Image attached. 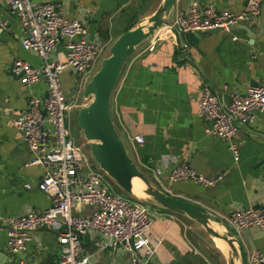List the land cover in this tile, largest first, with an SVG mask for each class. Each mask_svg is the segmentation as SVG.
<instances>
[{
	"label": "crops",
	"instance_id": "crops-1",
	"mask_svg": "<svg viewBox=\"0 0 264 264\" xmlns=\"http://www.w3.org/2000/svg\"><path fill=\"white\" fill-rule=\"evenodd\" d=\"M32 1L54 3L68 18L80 21L88 38L104 44L107 51L122 33L145 25L163 0ZM260 1L257 14L249 20L236 23L228 31L197 33L193 45L186 35L173 29L174 21L191 3L238 14L245 0H173L170 23L162 25L125 60L109 98L114 130L149 184L163 194L203 208L210 216L208 227L218 235L230 231L246 257L251 251L264 252L261 232L255 228L235 231L226 218L231 211L249 207L264 211V108L255 113L252 123L238 125L233 136L238 158L233 161L226 143L205 133L197 100L204 88L227 102L230 93H243L261 83L264 0ZM22 36L18 17L0 6V264L10 259L1 219L27 210L38 213L49 205L47 196L37 189L47 170L39 165L26 167L31 155L12 126L14 117L24 110L28 95H44L41 82L25 86L21 79L8 75L16 59L31 67L39 65L37 57L20 48ZM63 46L60 41L53 51L60 60ZM70 77L69 72L61 75L65 92L69 91ZM134 136H140L143 143L134 145ZM178 163H185L206 179H222L210 187L169 181L170 168ZM145 206L151 213L150 226L144 233L147 249L152 250L147 264H240L233 249L222 241L223 249L217 238L206 235L193 220L155 204ZM76 210L83 216L90 209ZM98 244L97 237L87 234L81 239V251L93 256L97 264H130L129 254L99 251ZM232 247L236 249L235 244ZM142 253L138 251L137 255ZM58 257L56 237L47 231L35 232L26 250L17 256L26 264H58Z\"/></svg>",
	"mask_w": 264,
	"mask_h": 264
},
{
	"label": "built area",
	"instance_id": "built-area-1",
	"mask_svg": "<svg viewBox=\"0 0 264 264\" xmlns=\"http://www.w3.org/2000/svg\"><path fill=\"white\" fill-rule=\"evenodd\" d=\"M260 2L247 0L238 14L217 11L212 5L198 7L191 3L174 21L173 29L182 35L218 29L228 31L236 23L255 16ZM0 6L14 13L23 27L20 48L39 60L37 67H31L16 59L10 67L12 74H22L23 85L41 82L44 88L43 96L28 95L24 110L14 117L12 126L20 133L31 155L26 167L39 165L47 170L37 189L49 200L48 207L41 212L27 210L1 219L5 249L10 257L5 264H26L17 256L26 250L37 231L55 235L59 247L58 264H97L93 256L81 251V239L87 234L98 238L99 251H114L119 247L130 255V264H147L152 256L144 238L151 221L148 207L110 193L104 180V177L109 178L97 167L100 173L89 168L86 150L83 154L84 149L74 143L65 125L75 106L67 103L64 96L63 71L76 79H89L106 46L90 40L82 23L68 18L54 3L0 0ZM60 41H63L65 51L62 60L53 55ZM228 96L229 100L222 102L209 89H202L197 100V113L206 124L205 133L226 143L236 161L238 148L233 143V136L238 125L252 123L255 113L264 108V78L245 92H232ZM131 142L139 146L143 139L134 136ZM168 177L172 182L191 181L208 187L222 179L198 176L185 163L172 166ZM25 188L30 187L25 185ZM76 208L90 210L87 215L80 216ZM75 212L78 217L72 216ZM226 220L235 231L258 229L264 239V211L261 208L231 211ZM141 250L143 253L138 256L137 252ZM246 263H264V252H249Z\"/></svg>",
	"mask_w": 264,
	"mask_h": 264
},
{
	"label": "water",
	"instance_id": "water-1",
	"mask_svg": "<svg viewBox=\"0 0 264 264\" xmlns=\"http://www.w3.org/2000/svg\"><path fill=\"white\" fill-rule=\"evenodd\" d=\"M246 2L247 0H245V5ZM172 3L173 0H163L155 12L146 19V26L139 24L133 29L125 31L112 43L108 49V56L100 61L98 69L83 89V98L90 97L91 100L86 106L77 110L76 128L87 143L88 159L95 167L104 172L124 194L131 196V180L138 179L144 187L143 193L155 205L173 214L186 216L193 220L202 227L206 235L224 241L233 249L240 264H247L242 248L230 231H226L224 235H218L208 227L210 216L203 208L163 194L149 184L145 176L137 170L128 157L111 122L109 98L125 60L137 46L152 36L162 25L170 23L168 16ZM221 31L218 29L210 32ZM197 35V33H188L186 40L194 45ZM8 75L17 80L22 76V74H12L10 69ZM129 243L132 245L131 241ZM233 244L236 245V249L232 247ZM117 250L119 247H116L113 252L115 253Z\"/></svg>",
	"mask_w": 264,
	"mask_h": 264
},
{
	"label": "rangeland",
	"instance_id": "rangeland-1",
	"mask_svg": "<svg viewBox=\"0 0 264 264\" xmlns=\"http://www.w3.org/2000/svg\"><path fill=\"white\" fill-rule=\"evenodd\" d=\"M146 25H147V23H145L144 26H146ZM105 52L103 54L102 59L104 57L108 56V50L107 51L105 50ZM101 60H99L98 63L95 65L93 71L91 72L90 77L98 69L99 63ZM63 73H68V72L63 71ZM70 75H71V77L69 80H70L71 84L68 86L69 91L65 92L62 85H61V87H62V90L64 92V96L66 98L67 103L74 105L75 108L72 109V111L69 115L68 122H66L65 125L68 128V131H69L70 136L72 137L74 143L76 145L82 146V149H84V150H82V153L85 154V150L87 152L88 148L86 146V141L83 139L81 133L76 128V114H77V110L80 107L86 106L89 103V101L91 100L90 97L85 99V98H83V95H82L83 89H84L86 83L88 82V80L90 79V77L87 80H80V79H76L71 73H70ZM126 151H127V149H126ZM126 153L129 155L128 151ZM87 163H88V166L91 170H93L97 173H100V171L93 165V163L90 160H88ZM104 180L107 183V186L109 188L110 193H113V194H116L122 198H125L129 202H134V203H138V204H145V205L154 204V202L148 197H145L143 199H137V198L133 197L132 195L129 196L128 194H124L118 187H116V185L110 179L108 180L106 177H104ZM139 185H140V190L142 191V185L141 184H139ZM72 216L78 217V215L76 213H73ZM216 241L219 245H221L223 247V249H225L224 248L225 245L221 241H219V239H216Z\"/></svg>",
	"mask_w": 264,
	"mask_h": 264
},
{
	"label": "bare ground",
	"instance_id": "bare-ground-1",
	"mask_svg": "<svg viewBox=\"0 0 264 264\" xmlns=\"http://www.w3.org/2000/svg\"><path fill=\"white\" fill-rule=\"evenodd\" d=\"M139 184H141L142 185V183L138 180V179H136V178H134V179H132L131 180V195L133 196V197H135V198H137V199H143V198H145V197H147L142 191H143V189H144V187H143V185H142V191L140 190V185ZM219 241H221L222 242V240H220L219 239ZM223 243V242H222ZM224 244V243H223ZM224 248H226V247H224ZM228 250V249H227ZM226 250V251H227Z\"/></svg>",
	"mask_w": 264,
	"mask_h": 264
}]
</instances>
